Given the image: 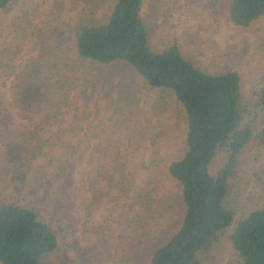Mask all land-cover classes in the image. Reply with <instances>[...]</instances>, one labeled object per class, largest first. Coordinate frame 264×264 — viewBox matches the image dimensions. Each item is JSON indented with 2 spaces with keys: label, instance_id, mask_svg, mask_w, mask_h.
<instances>
[{
  "label": "rangeland",
  "instance_id": "374dc122",
  "mask_svg": "<svg viewBox=\"0 0 264 264\" xmlns=\"http://www.w3.org/2000/svg\"><path fill=\"white\" fill-rule=\"evenodd\" d=\"M113 5L114 0H11L0 7V204L21 203L49 223L59 238L58 248L44 257L51 264H150L153 251L184 216L180 186L169 166L185 151V110L124 61L100 66L96 84L78 81L68 87L65 82L82 65L70 62L66 70L58 51L55 66L48 67L47 89L66 119L53 126L78 115L81 128L71 138L75 148L60 147L45 163L36 160L22 187L11 181L3 159L23 122L12 103L15 73L58 48L47 34L58 33L61 22L72 27L102 22ZM143 12L153 48L176 37L196 65L212 72L238 69L244 100L250 102L254 83L264 76V27H235L225 16L193 10L190 0H145ZM226 158L220 153L211 169L218 170ZM238 167L232 178L250 179L240 206L247 209L248 197L255 200L263 189L264 155ZM201 264H241L229 232L201 255Z\"/></svg>",
  "mask_w": 264,
  "mask_h": 264
},
{
  "label": "trees",
  "instance_id": "16d2710c",
  "mask_svg": "<svg viewBox=\"0 0 264 264\" xmlns=\"http://www.w3.org/2000/svg\"><path fill=\"white\" fill-rule=\"evenodd\" d=\"M10 1L0 0V7ZM190 2L193 10L225 16L235 27H264V0ZM144 3L114 0L105 21L75 27L69 21L68 25L61 22L56 27L58 33H46L48 41L52 35L58 48L45 52L46 56L42 53L30 68L15 73L12 103L23 122L3 154L11 181L22 187L36 160L45 163L53 159L58 148H75L71 138L81 128L79 116L57 129L53 126L66 119L57 98L47 89L48 67L55 66L57 52L66 70L70 62L82 65L71 82H65L68 87H75L78 81L96 84L94 76L101 73L100 66L124 61L152 88L176 98L185 110V151L169 166L170 175L180 186L184 216L169 239L153 251L150 264H201V255L227 232L241 264H264V174L259 176L263 189L255 200L248 197L247 209L240 206L244 207L242 196L250 191V179L232 178L241 162L253 163L264 155V76L254 83L247 103L238 69L212 72L196 65L176 37L160 49L153 48ZM222 152L227 158L213 171L211 165ZM117 167L113 166V175ZM251 169L249 166L247 172ZM148 207L145 202L142 209ZM58 246L56 232L36 210L16 202L0 204L2 264H51L44 257Z\"/></svg>",
  "mask_w": 264,
  "mask_h": 264
}]
</instances>
